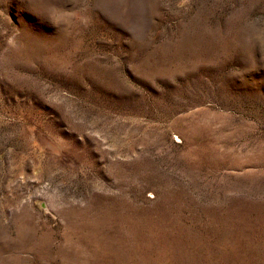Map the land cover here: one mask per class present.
<instances>
[{
	"label": "rangeland",
	"instance_id": "1",
	"mask_svg": "<svg viewBox=\"0 0 264 264\" xmlns=\"http://www.w3.org/2000/svg\"><path fill=\"white\" fill-rule=\"evenodd\" d=\"M0 264H264V0H0Z\"/></svg>",
	"mask_w": 264,
	"mask_h": 264
}]
</instances>
